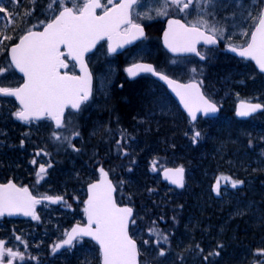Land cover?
I'll use <instances>...</instances> for the list:
<instances>
[{
	"label": "snow or ice",
	"instance_id": "obj_1",
	"mask_svg": "<svg viewBox=\"0 0 264 264\" xmlns=\"http://www.w3.org/2000/svg\"><path fill=\"white\" fill-rule=\"evenodd\" d=\"M11 2L18 3V0ZM68 3L72 6L68 7ZM216 3L217 0H118V2L107 0V4H102L101 0H49L48 8L53 13L58 11V14H54V18L47 23L40 22L43 31L27 29L19 37V43L10 48L11 65L23 73L24 83L16 88L0 87V95L14 96L19 101V109L14 113L17 119L29 121L47 116L55 122L56 128H63L65 110H80L82 104L92 95L93 77L85 62V54L89 53L98 41L106 38L108 52L115 53L118 48L144 37V28L134 17L150 20L153 19L152 11H155L157 16L167 17L170 10H175L178 14L191 15V10L195 9L196 5H201L195 20L182 23L180 19L170 18L168 27L164 31V44L172 53H194L201 56L197 44L203 41L206 45H214L218 36H223L226 31L210 25L204 18L207 9L214 7ZM153 4L158 7L152 8ZM2 5L3 0H0V14H5L8 23H11L12 14ZM146 6L148 11L136 10L138 7ZM97 9H102V14L97 15ZM31 14V11L25 13L29 16ZM249 15L255 23L250 38L246 45L232 46V51L238 52L241 57L251 58L259 69L264 71V9L257 17ZM243 34L249 35L248 32ZM0 37H2L0 44L3 40L11 39L3 32H0ZM61 46L66 51H62ZM68 58L79 64L80 75H70L67 71H61L68 68ZM201 59L204 57L201 56ZM7 70L0 68V74ZM125 71L129 77L151 73L165 81L179 96L192 121L197 119L198 112L207 115L218 110L217 104L205 97L201 92L200 84L195 80L186 84L179 83L157 71L149 63H132ZM261 108H264V105L241 100L236 108V115L246 117ZM73 135L78 136L79 133L74 132ZM121 135L123 138V133ZM200 135L199 131H195L193 142H196ZM53 137L56 140L61 139L56 132H53ZM63 139L69 138L63 137ZM116 143L120 146V140ZM46 172L47 168L41 164L36 173L38 183ZM164 174L173 184L184 186L182 166L165 169ZM222 180L230 182L233 188L243 183L231 177H218L214 185V191L218 195ZM113 192L114 188L108 180V173L101 168L100 180L88 186V199L84 202L87 224L84 226L77 224L70 231H66L65 238L56 243L52 251L56 252L65 245L71 246L74 240L88 236L98 243L102 264H138L137 244L128 234L132 209L119 207L113 199ZM42 199L57 203L62 201L63 197L37 198L31 194L28 187H18L9 180L0 184V216L5 213L9 215L23 213L32 216L33 219H39L35 205L40 204ZM16 239L19 240L20 237L17 236ZM162 239L167 241V236H163ZM258 252L264 255V249ZM214 254L219 255L218 252ZM160 255H164L163 250L160 251ZM5 256L9 257L7 264H13L15 259H25L24 253L5 247V241L0 240V264H5Z\"/></svg>",
	"mask_w": 264,
	"mask_h": 264
},
{
	"label": "rangeland",
	"instance_id": "obj_2",
	"mask_svg": "<svg viewBox=\"0 0 264 264\" xmlns=\"http://www.w3.org/2000/svg\"><path fill=\"white\" fill-rule=\"evenodd\" d=\"M263 3L264 0H217L214 7H209L207 9V14L204 18L209 21L210 25H215L218 28L226 30L225 34L222 37L220 36L221 38H228V40H230L236 37L237 39H235L233 43L243 45L249 39V35H244L243 33L248 32L250 34L251 29L255 25L249 14H251L252 17H257ZM48 4L49 0H18V3H12L11 0H3L2 6L8 10V13L12 14V22L8 23L6 15L0 14V32L11 37V39L3 40L2 44H0V54L4 53L12 42L17 40L27 29L38 26L42 21L46 23L54 14L58 13V11L53 13V11L48 8ZM67 6L72 5L68 3ZM151 7L155 8L158 7V5L153 4ZM201 7V5H196L195 9L191 10V15L185 14L186 17L191 21L195 20L197 18V10ZM28 11L32 13L30 16L25 15ZM144 11H148L147 6ZM171 12H175V10H170V13ZM151 15L153 18L165 17L157 16L155 11H152ZM0 39H2V37H0ZM89 61L91 66L94 67L97 75L94 97L84 109L82 108L80 113L76 115L70 114L68 116L65 126L61 131H54L48 127L49 125L47 123L38 124L33 121L23 122V129L21 130L22 135L16 136L17 141L15 140L14 142L9 136L7 140L3 139L6 141L5 143H7V141H9V143H16V145L13 144L16 149L13 148L16 151L15 157H18L17 159L20 158L19 160L23 162V165L15 161V163H13V170L23 171V175L21 172L19 176L21 180L30 181L33 190L40 193L42 197L69 196L66 200L63 197V200L57 203L41 202L37 204L36 215L39 219H33L32 217L23 218L24 225H21L20 231L24 233L23 235L29 239L28 241L32 244V248L29 250V256H27L32 264H45L42 261V257H44V252L46 250L43 246L49 243V249H52L55 240L60 238L61 235L63 236L68 222L82 220L85 206V196H83L85 193V184L90 182L95 167L100 164L101 161H104L103 158H101L99 144L102 141H106V144L112 141L109 136L105 139L99 136L101 129L105 128V124L107 123L102 120V114L104 107H106L105 103L111 100L113 90L111 86L113 85L118 66L120 65V68L125 70L129 62H127L126 58L118 64L116 60L108 58L107 49L104 48L103 45L96 50ZM3 74L5 76L3 79L4 84L9 83L10 85L16 81L17 76H15V74L11 76L9 70L8 73ZM7 76L8 78H6ZM239 82L245 84L243 79ZM152 95L153 93H151V96ZM225 95L229 96L227 91ZM154 96L159 98L158 103L160 107L166 108L169 105L168 101L161 100L164 95L157 94ZM8 103L9 101L5 103V107L9 109ZM11 106L13 105L11 104ZM8 109L6 110V115L11 116L12 121L15 122V115H12L11 113L13 112ZM16 111L17 109H15V112ZM112 121L115 122V117ZM27 130L28 135H31L30 137L38 139V141L34 139L30 140L35 142L34 146L27 147L23 145ZM53 132L60 135L61 139L56 140L53 137ZM74 132H78L79 135H73ZM94 135L97 136L94 137ZM63 137H68L69 139H63ZM76 139H79V142H76ZM127 141L129 142L130 140ZM9 147L11 146L9 145ZM37 153H39V155H37ZM260 155L261 159H264V150L261 151ZM107 156H109L108 153H106L104 158ZM92 160L93 162L90 163ZM32 161H35V163H32ZM41 164L45 165L47 172L38 183L36 173ZM49 164L51 167H47ZM125 166L126 165L123 164L113 168V172L115 176H117V181H119L118 186L121 191V196L122 192H124V196L127 194L125 192V187L123 188L124 182L122 179L120 181V175L122 176V174L119 172V170L125 168ZM126 169H128L127 171L132 170L131 167ZM221 176L240 180L236 179L233 175L218 174L216 175L215 183L217 178ZM58 186L63 187L62 192L56 190ZM238 186L240 187L241 184ZM236 188H233L230 182L222 180L219 195L214 191V187L211 189L215 196H224L227 194L226 192H229L228 190L233 191ZM153 190L159 191L154 188H151L150 191ZM65 191H67V193H65ZM69 201L70 204L68 203ZM76 203L78 205H75ZM136 217L137 220L144 218L142 217V213L139 212H137ZM8 218L12 219L14 217ZM2 221L3 218H0V222ZM49 224H52V227H47ZM135 231L136 237L142 241L140 248L145 264H170L164 258H169L168 256L171 258V256L178 255L176 252H172L169 255L165 252L164 255L161 256L160 251L162 249L152 247V245L148 243L147 237L142 229L136 228ZM160 236H167V241L164 240V242L165 244H169L170 242V250L173 248V250L176 251L178 247H181L178 241H174L176 242L174 243L170 235L165 234V230L163 233H160ZM21 241L26 245L28 244V241L25 239L23 240V238H21ZM66 254H75L79 257L83 256L85 264H95L97 259L100 260L99 250L92 244H87V242L82 239H79L71 249L63 251L62 255L65 256ZM65 258L69 259V257ZM17 261L16 259L14 260V262ZM193 262V264H196L195 261Z\"/></svg>",
	"mask_w": 264,
	"mask_h": 264
},
{
	"label": "flooded vegetation",
	"instance_id": "obj_3",
	"mask_svg": "<svg viewBox=\"0 0 264 264\" xmlns=\"http://www.w3.org/2000/svg\"><path fill=\"white\" fill-rule=\"evenodd\" d=\"M116 2H118V0H116ZM101 3L107 4V0H101ZM144 9L145 7H138L136 10L139 12H145ZM102 11H103L102 9H99V13H102ZM52 18H54V16H52L49 20H51ZM170 18L180 19L183 23L191 22V20H189L185 14H178L177 12H171L169 16L164 18L158 17L150 20L144 19L143 17L139 19H136L134 17L136 22L140 23L144 27L145 30L144 37L140 41H138L135 45L125 49L123 52L119 54H115V55L108 54V58L116 60L118 64L122 60H125L127 58V62H129L128 67L132 63L144 62V63L152 64L154 65L157 71L162 72L163 74L175 80L181 81L182 83H189L195 80L197 83L200 84V88L202 89V92L205 95V97L217 104V106L220 109L219 114L214 117H207L204 115H200L196 119V121L192 122L188 114L184 110H182L177 100L173 97V95L170 93L167 87L161 81H159L154 75H152L151 73H142L134 78L129 77L126 71L120 68V65L116 70L115 79L113 85L111 86L112 89L115 86L121 88L126 82L142 81L141 82L143 83L142 86L144 87V89H148V92L153 93V95H157V94L164 95L161 100H169L171 102V105L174 106L173 110L176 109L175 112L173 111V115H175L176 112L179 113L189 122L190 126L193 125L192 127H196L197 129L198 127L200 128L202 124H208L213 126L214 128H219L224 125L227 126L225 130L235 133L238 142L244 143L247 146L246 148L233 147V146L232 149H229V147L221 148L223 152L226 151L229 152L230 154L229 156H225V158L227 159L228 166L233 164H240L244 162L245 154L248 152V150H252V152H255L256 154H258V152L263 151L264 150V110L249 117H241L236 115V108H237V104L241 100L264 105V74L259 73L255 69L254 65H250L248 60L237 57L228 51V47L231 45H236L238 47L242 46L233 43V41L237 39L236 37L230 39L231 40L230 42L228 38L223 39L221 38L222 36L221 37L218 36L217 40L220 43L218 47L208 46L205 44L198 45L197 50L201 53V56H203L204 59H201V56H197L195 54L171 53L165 48L163 44V33L166 29L168 19ZM254 26L251 29V31L254 29ZM42 28H43L42 24H39L38 26L32 27L31 29L37 30ZM249 38H250V34H249ZM18 41L19 38L14 42H12L10 47L15 43H17ZM101 45H103V47L107 49L108 43L102 42ZM0 68H7L9 72H11V76L13 74L17 76L16 81L9 85V83H5V84L3 83V79L5 78V76L4 74H0V87L16 88L24 83V78L14 71L13 66L11 65L8 52H4L0 54ZM92 69L95 75V89H96L97 75L95 73V69L93 66ZM192 69H195L196 71L192 72L191 71ZM8 70L5 73H8ZM61 71H67L68 73H75L76 68L74 67L73 62L70 61L68 68L62 69ZM6 78H8V76ZM242 79L245 81V84L239 82ZM226 91L228 92L229 96L225 95ZM154 99H156V102L154 104L159 105L158 103L159 98L156 97L153 98V100ZM8 101L10 107L9 109L5 107V103H7ZM10 102L13 106H11ZM89 102L84 103L82 108L84 109ZM167 108H168L167 111H169L170 105H168ZM7 109L15 113V109L17 110L19 109V104L17 100H15L11 96L0 95V119L2 121L4 119L6 120L7 117L12 119L11 116L6 115ZM13 113L11 114L14 115ZM78 113L80 112H74L72 110H69L65 118V122L67 121V118L70 114L76 115ZM166 113L168 114L169 112ZM145 120H146L145 122L137 123V125L139 127L145 125L151 127L154 125V127H158V124L155 122L153 116L150 113L146 114ZM23 122L25 121H21L16 118V121L13 123L17 124V129L21 130L23 129ZM34 122L38 124L47 123L49 125L48 127H50L51 129L57 132L62 130V128L59 129L56 128L54 122L47 118ZM1 124H3L5 128L6 124L4 122H2ZM2 144L0 145V152L2 150H4L5 152H10L13 149L10 148L9 145H5V144L2 145ZM210 148L213 150L215 146H211ZM238 159H240V161H238ZM101 168L105 169L106 167L103 166ZM109 171L114 183L117 185L118 188L117 196H120L121 193L119 190L117 178L115 177L112 170ZM21 172L23 175V171L13 170V168H8L7 166H0V184L7 183L9 180H11L19 187H28L34 196H42L40 195V193H37L33 190V186L30 185V181L21 180V178L19 177ZM214 172L215 170L213 171V173ZM99 175H100V170L92 175V178L93 177L94 178L93 179L91 178L90 182L97 180ZM185 175H186L185 177L187 184V180L189 178L188 173L186 172ZM216 175L215 174L212 175L211 173H208L207 175L208 177L210 176L209 179L211 180L210 189L211 187H214L213 184L215 183ZM235 178L238 179L239 177L236 175ZM150 180H152V178ZM240 181H243V183L240 186L242 188L241 193H237L234 190L233 191L231 190L233 193H235L236 196H233V198L231 199V203L234 205V212L231 218L229 219L228 224H230V222L234 220L237 221L238 224L239 223L241 224V222L245 218L247 219L249 216H252L251 221L253 219L255 221H257L258 219L263 220L264 219L263 205L262 204L254 205L252 197L262 196L260 192L259 194H255L254 190L255 187L257 188V186H259V188H261V186H264V173L259 176H255V173H253L252 178H250L249 171L246 172L243 171L242 178L240 179ZM90 182L85 184V188H84L85 193L83 194V196H87V185ZM249 182L255 186L249 188L250 185ZM62 188L63 187L58 186L56 190L62 192ZM185 188L186 185L183 189ZM183 189H178V190H183ZM65 193H67V191H65ZM59 195H63V194H59ZM210 197L214 199L211 200L209 199V202L208 200H205L209 208H213L217 204H219L217 200L218 198L221 200L223 199V196H215L214 193H212ZM194 206H195L194 202L187 205V207L182 211L183 213H181V215L184 214L190 216L192 214H195V216L197 217L196 219H198L199 215L201 216L202 213H205V209L203 206H202V210H201V206L196 209H194ZM14 218L21 219V217H14ZM133 221L134 223L132 222L131 233L134 237H136V231H135L136 228L134 227L136 222V217ZM177 222H178L177 226L179 231L171 230L170 229L171 226L169 224H167L164 229L165 234L166 235L169 234L173 242L177 241L180 238L182 239L187 237L186 234L189 235L188 236L189 238H193L195 235H197L198 230L196 229L195 225L192 224L189 225L185 222H182L180 218L177 220ZM238 232L244 235L241 232V230H238ZM139 242L141 244L142 241L139 240ZM208 242L210 244L208 246L212 247L214 244L217 243V239H215V236H213L209 238ZM225 243L226 246L229 247L226 251H223L221 255L218 256L215 255L214 252L213 255H209L211 257H207V259H205L206 254H204L200 248L196 249L195 252L191 254H187L179 247L176 251L173 250V248L170 250V242L169 244L164 243V248H165L164 253L167 252V255H169L172 252L178 253V255L176 256H171V258L170 256H168L169 258L165 257L164 259L167 260L170 264H193L194 263L193 261H195L196 264H249V259L251 257L249 255L259 256L264 260V255H261L258 252V250L264 249V243L262 242H258L257 248L251 251L249 247L250 245H247L248 242L245 241V239L242 236H238L234 240L226 241ZM203 244H205V242ZM240 246H245L246 254L236 258H225V253L227 251L236 250ZM256 249L257 252L255 253ZM4 259H5V264H7V260L9 259V257H6ZM141 264H145V262H143L142 257H141Z\"/></svg>",
	"mask_w": 264,
	"mask_h": 264
},
{
	"label": "trees",
	"instance_id": "obj_4",
	"mask_svg": "<svg viewBox=\"0 0 264 264\" xmlns=\"http://www.w3.org/2000/svg\"><path fill=\"white\" fill-rule=\"evenodd\" d=\"M249 63L250 65H253L251 62ZM141 82L142 81L126 82L123 85L124 87L122 86L121 88L115 86L112 90L111 100L105 103L106 107H104L103 110L102 120L111 124L112 135L109 138L112 141L108 144H106V141H102L99 144L101 158L104 160L103 162L101 161V165L112 171L114 167L123 164L126 165L125 168L120 169L119 172L122 174V176L120 175V181L122 179L124 182L123 188L125 187V192L127 194L124 196V192H122V196L120 195L118 198L122 202L134 205L137 212L142 213V217L144 218L138 220L136 219L134 227L140 228L144 231L143 233L147 237L148 243L154 248L165 250L163 246V239L160 236V233H163L162 227H166V225L169 224L174 230L179 231L177 227V220L179 219L178 216L183 213L182 211L187 207V205L193 202L191 198L194 197L193 195L195 189L193 187L194 182L189 180V178L187 180L186 188L183 190L169 187L161 181L159 176L161 170L166 166L175 165L177 159L181 155V146L183 143L194 145L196 142L202 141L201 143L206 144L205 146L209 148L211 147L209 146L211 144L209 141L210 136L217 137V135H223V130H225L227 126L224 125L219 128H214L211 125L206 126L205 124H202L200 128L198 127V129L196 127H192L193 125L190 126L189 122L179 113L176 112V114L173 115V111L175 112L176 109L173 110L174 106L171 105L169 100L166 101L169 102L171 111H167V107L164 108L160 107V105H155L154 103L156 102V99L153 101V98L156 97L154 95L151 96V93L148 92V89H144L142 86L143 83ZM166 112L169 113L167 114ZM149 113L153 116L155 122L160 126L166 124L164 128L165 132L158 129L153 133H150V131L156 127L153 125L151 129L148 130L146 126H143L145 133H141V135L138 136L139 140H133V135H136L140 127L130 126L132 117L140 115L144 119L146 114ZM114 117L115 122L112 121ZM4 120L2 121L0 119V145L4 140H7L8 136L12 132L14 134V142L15 140L17 141L16 136L22 135V129H17V124L13 123L12 119L7 117L6 120ZM173 120H178L176 125H174ZM180 121L182 123V128H184L183 131H180ZM2 122L6 124V129L4 128V125L1 124ZM195 131H199L201 135L196 142H193L192 137ZM122 133L124 134L123 138L121 135ZM30 136L31 135H28L27 130L23 145L27 147L34 146L35 142L30 140L34 139L38 141L37 138ZM117 140H120V146H117ZM127 140L130 141L128 142ZM76 142H79V139H76ZM14 149L10 152H5L4 150H2L3 152H0V166L13 168V163L18 160V157H15L16 151L14 152ZM106 153H108L109 156L104 158ZM223 153H225V156L230 155L229 152L226 151ZM252 153L254 161L256 159V153ZM193 155L194 152H191V156ZM225 156L221 159V164H215L207 160L208 166L206 173H211L212 175H232L230 170L224 166V164L228 166ZM238 161H240V159H238ZM92 162L93 160L90 161V163ZM128 167H131L132 170L127 171L128 169L126 168ZM214 170L215 172L213 173ZM237 176L239 177L238 179H241L242 173ZM151 178L152 180H150ZM117 182L119 183V181ZM249 184V188L255 186L250 182ZM151 188L156 190L158 189L159 191H150ZM258 188L259 186H257V188L255 187L254 192L255 194H259L260 192L262 195L259 196V199L263 202L262 205L264 209V186H261L259 189ZM211 191L212 190L209 186L210 195L212 194ZM234 191L241 193L242 188L238 186L234 189ZM63 197L65 200L66 198H69V196ZM68 203L70 204V201ZM194 203V209L201 206L202 210V205L196 202ZM75 205L78 204L76 203ZM206 216L209 217L208 214ZM253 220L250 221V232L248 235L242 236L249 244L253 240V232L258 228L257 225H260L259 221L257 222ZM73 222L74 221L68 222L66 227L70 226ZM21 225H24L23 218H3V221L0 222V240L5 241V247L11 248L13 251L24 253L25 259H16L18 261L14 262V264H32V262L27 258V256H29V250L32 248V244L28 241L29 239L23 235L24 233L20 231ZM50 226L52 227V224H49L47 227ZM17 236L20 237L19 240L16 239ZM21 238H23V240H27L28 244L26 245L23 241H21ZM86 242L89 245L92 244L90 241ZM262 243H264V241ZM92 245L94 246V244ZM43 247L46 249L45 252L43 251L45 254L44 257H42V261L45 264H84L83 260L81 258H77L75 254H66L63 256L62 253L53 252L52 249H49V243L45 244ZM6 257L7 256H5V258ZM65 257H69V259ZM98 261L99 259L95 261V264H98Z\"/></svg>",
	"mask_w": 264,
	"mask_h": 264
},
{
	"label": "bare ground",
	"instance_id": "obj_5",
	"mask_svg": "<svg viewBox=\"0 0 264 264\" xmlns=\"http://www.w3.org/2000/svg\"><path fill=\"white\" fill-rule=\"evenodd\" d=\"M263 5H262V9H263ZM9 49L10 47L5 51V52H8V55H9ZM139 121L145 122L146 120L145 118L143 119L142 116L140 115H135L131 119L130 126H133V127L138 126L137 123H140ZM175 121L173 120L174 125L177 124L178 120H175ZM205 125L207 126L208 124H205ZM145 126L148 130L151 129V126H147V125ZM165 126L166 124L161 125V126L158 124V127L150 131V133H153L154 131L158 129H161L163 132H165V129H164ZM179 127H180V131L184 130V128H182L181 121L179 122ZM141 133L143 134L145 133L143 126H140L139 131L136 133V135H133V140L134 139L139 140L138 136H140ZM111 135H112L111 124L106 123L105 128L101 129V133H99V136L105 139L108 136L110 137ZM95 136L97 135H94V137ZM9 137L11 138V140L14 139L13 132L10 133ZM216 138H219V139H216ZM209 141L211 143L209 146H215L213 150L210 147L209 148L206 147L205 146L206 144L201 143L202 141L196 142L194 145H188L186 143H183L181 146V155L177 159V162L175 163V165L173 166L174 168H178L182 166L184 170L188 173L189 180H192L194 182L193 187L195 189V192L193 195L194 197L191 200L193 202L199 203L205 209V213H202L201 216L199 215L198 219H196L197 217L195 216V214H192L190 216L184 215V214L179 215V218L182 222H185L189 225L190 224L195 225L196 229L198 230V233L193 238H189L188 237L189 235L186 234L187 237L182 238V239L180 238L177 241L181 245L180 249H182L185 253L191 254L195 252L196 249L200 248L202 252L206 254L205 255L206 257H211L209 256V253H214V252L215 253L218 252L219 255H221L223 251H226L229 248L226 246V243H225L226 241L234 240L238 236H244V235L247 236L248 233L250 232L249 224L252 218V216H249L247 219L245 218L241 222V224L239 223L240 227H239L238 222L235 220L231 221L230 224H228L229 219L231 218L234 212V205L231 203V199L233 198V196H236L235 193H233L231 190H228L229 192H226L227 194L223 196L222 200L219 198L217 199L219 204H217L215 207L209 208L207 206V203L205 202V200H208L209 202V199L210 200L214 199L210 197V193H209V186H210L211 180L209 179L210 176L208 177L206 173L207 166H208L207 160L215 164H221V159L223 158V156H225V153L222 152L221 148L229 147V149H232V146L233 147H243V148L247 147L244 143L238 142L237 136L235 133H232L231 131H228V130H223V135L222 134L217 135V137L210 136ZM4 144L10 145L11 146L10 148H14V145H16L14 143H9V141H7V143L3 142L2 145ZM191 152H194L193 156H191ZM260 153L261 152H258V154H256L255 156L256 159L253 161L252 150H248V152L245 154L244 162L240 164L229 165V166H226V164H224V166L230 170L233 176L241 174L243 173V171L244 172L249 171L250 178H252L253 173H255V176L262 175L264 173V159H261ZM19 159L17 161L21 163V165H23V162ZM114 160H118V159H114ZM101 167H103L101 163L98 164L95 167V170H93V172L97 173L101 169ZM211 193H213V190L211 191ZM252 199H253L254 205H259L263 203L259 199V196H253ZM205 214H208L209 217L206 216ZM258 221L260 225H257L258 228L253 232V236H252L253 240L250 244L249 243L247 244V245H250L249 246L250 251L257 248L258 242L264 241V234H263L264 233V219L263 220L258 219L257 222ZM76 223L84 224L85 222L84 221H74L70 226L66 228L65 232L69 231L72 228V226ZM177 225H178V222H177ZM164 229L165 227H162V231H164ZM170 229L174 230L172 227ZM238 230H241V232L244 235L239 233ZM64 234L63 236L61 235L60 238L55 240V243L53 244V246L65 238ZM213 236H215V239H217V243L211 247V246H208L210 245L208 241H209V238ZM204 242L205 244H203ZM75 243L76 241L74 242V244ZM163 243H165L164 240H163ZM72 246L69 247V249H71ZM63 251L64 250H60L56 252L63 253ZM256 252H257V249L255 250V253ZM244 254H246L245 246H240L236 250L227 251L225 253V258H236ZM249 256H251L249 259V264H264V260L261 257L255 256V255H249ZM77 258H81L83 260L84 257L77 256ZM83 263H84V260H83ZM100 263H101V260L98 261V264Z\"/></svg>",
	"mask_w": 264,
	"mask_h": 264
},
{
	"label": "water",
	"instance_id": "obj_6",
	"mask_svg": "<svg viewBox=\"0 0 264 264\" xmlns=\"http://www.w3.org/2000/svg\"><path fill=\"white\" fill-rule=\"evenodd\" d=\"M263 9H264V5H263ZM99 11V9H97V15H100V14H102V13H99L98 12ZM173 19V18H172ZM182 22V21H181ZM183 23V22H182ZM143 27V26H142ZM167 27H168V22H167V25H166V29H167ZM144 28V27H143ZM165 29V30H166ZM33 31H43V28L42 29H40V30H33ZM144 33H145V30H144ZM143 37H141V38H139V39H137V40H135V41H133L131 44H126V45H124V47H122V48H118L117 49V51L115 52V53H109L110 55H115V54H119V53H121V52H123L125 49H127V48H129V47H132L133 45H135L138 41H140L141 39H142ZM104 41H106L107 42V39L105 38L104 40H101V41H98L97 42V44H96V46L89 52V53H87V54H85V62L87 63V65H88V69H89V71L92 73V77H93V80H92V95H93V92H94V83H95V77H94V74H93V71H92V69H91V67H90V65H89V62H88V57L91 55V54H93L95 51H96V49L98 48V46L101 44V42H104ZM17 43H19V41L17 42ZM108 43V42H107ZM163 44H164V33H163ZM200 44H204V42L203 41H201L200 43H198L197 44V46L198 45H200ZM206 45V44H205ZM220 45V43H219V41L217 40V43L216 44H214V45H208V46H219ZM13 46V45H12ZM11 46V47H12ZM164 46H165V44H164ZM232 46H235V45H231V46H229L228 47V51L230 52V53H232L233 55H236V56H238V57H241L239 54H238V52H234V51H232ZM10 47V48H11ZM236 47H238V46H236ZM107 48H108V46H107ZM165 48L168 50V51H170L166 46H165ZM61 50L62 51H66L65 49H64V47L63 46H61ZM171 52V51H170ZM172 53V52H171ZM173 54H194V53H173ZM9 56H10V49H9ZM241 58H245V57H241ZM245 59H247V60H250V61H252V63L255 65V67L260 71V72H262V73H264V71H261L260 69H259V66L256 64V62L254 61V60H252L251 58H245ZM10 60H11V56H10ZM70 61H72L75 65H76V69H77V74H75V75H80L81 73H80V66H79V64L76 62V61H73V60H71V58H69L68 59V66H69V62ZM140 63H144V62H140ZM154 66V65H153ZM14 67V66H13ZM14 69H15V67H14ZM16 70V72L19 74V75H21L23 78H24V76H23V73H21L18 69H15ZM70 75L71 74H74V73H69ZM142 74V73H141ZM159 81H161L166 87H167V89L170 91V93L173 95V97L177 100V102H178V104H179V106L182 108V110H184L186 113H187V110L184 108V106H183V104L181 103V100H180V98H179V96H177L176 95V92L175 91H173V88L172 87H170L165 81H163V80H161L159 77H157V76H155ZM170 79H173V78H171V77H169ZM173 80H175V79H173ZM176 81H178V80H176ZM179 83H182L181 81H178ZM182 84H186V83H182ZM20 87V86H19ZM201 92H202V89H201ZM203 93V92H202ZM92 95L90 96V98H89V100L91 99V97H92ZM11 97H13L14 99H16L14 96H11ZM17 100V99H16ZM17 102H18V104H19V101L17 100ZM239 104V103H238ZM238 104H237V106H238ZM83 105V104H82ZM82 107V106H81ZM217 108H218V110H217V112H215V113H210V114H204L203 112H198L197 113V118L200 116V115H204V116H207V117H214V116H217L218 114H219V112H220V109H219V107L217 106ZM81 109V108H80ZM68 110L69 109H66L65 110V114H64V119H65V116H66V114H67V112H68ZM264 110V108H261V109H259V110H257L255 113H252L251 115H254V114H256V113H258V112H260V111H263ZM74 111H76V110H74ZM78 111H80V110H78ZM78 111H76V112H78ZM188 114V113H187ZM251 115H249V116H251ZM249 116H246V117H249ZM45 118H49V117H47V116H45V117H41V118H39V119H33V120H41V119H45ZM29 121H31V120H29ZM53 121V120H52ZM192 121V120H191ZM196 121V120H195ZM54 122V121H53ZM192 122H194V121H192ZM55 123V122H54ZM171 169H175L174 167H170ZM166 169H169V168H166ZM165 170V169H164ZM164 170L161 172V179H162V181H164V182H166L169 186H171V187H176V188H178V189H181V188H183V187H179V186H177L176 184H173L169 179H167L166 177H165V174H164ZM105 172H107L108 173V180H110L111 181V183H112V185H113V188H114V192H113V199L115 200V202H116V204L119 206V207H130L131 209H132V215H131V217L129 218V225H128V234H129V236L133 239V240H135L136 241V244H137V249H138V264H140V257H141V253H140V249H139V242H138V240L134 237V236H132V234H131V223H132V220L134 219V216H135V209H134V207L132 206V205H130V204H120V203H118V201H117V196H116V191H117V188H116V185L114 184V182H113V180L111 179V177H110V173L107 171V170H104ZM185 173H186V171L184 170V185H185ZM100 180V178L98 179V180H96V181H93L92 183H95V182H97V181H99ZM13 182V181H12ZM14 183V182H13ZM92 183H90V184H92ZM18 186V185H17ZM88 186H89V184H88ZM88 186H87V196H86V200L85 201H87V199H88ZM19 187V186H18ZM30 190V189H29ZM30 192H31V190H30ZM31 194H32V192H31ZM33 195V194H32ZM34 196V195H33ZM37 197V196H36ZM37 198H40V197H37ZM41 201H46V200H41ZM35 211H36V205H35ZM19 215H23V216H26V215H24L23 213H14V214H12V215H9V214H7V213H5L3 216H19ZM3 216H0V217H3ZM27 217H30V215H28ZM77 224H80L81 226H84V225H86L87 224V215L85 214V223L84 224H82V223H76V224H74L73 226H75V225H77ZM72 226V227H73ZM72 229V228H71ZM70 229V230H71ZM69 230V231H70ZM80 238H86V239H89V240H91V241H93L97 246H98V248H99V245H98V243L92 238V237H88V236H83V237H80ZM79 239V238H78ZM78 239H76V240H78ZM76 240H74V242L76 241ZM74 242H73V244H74ZM72 244V245H73ZM71 245V246H72ZM71 246H67V245H65V246H63V247H61L60 249H58L57 251H60V250H63V249H67V248H69V247H71ZM99 251H100V249H99ZM100 264H102V258H101V263Z\"/></svg>",
	"mask_w": 264,
	"mask_h": 264
}]
</instances>
